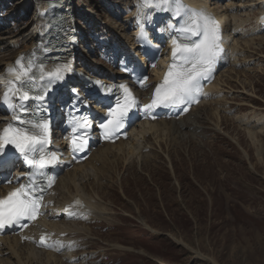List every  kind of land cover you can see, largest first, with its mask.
Wrapping results in <instances>:
<instances>
[{
	"label": "rangeland",
	"instance_id": "obj_1",
	"mask_svg": "<svg viewBox=\"0 0 264 264\" xmlns=\"http://www.w3.org/2000/svg\"><path fill=\"white\" fill-rule=\"evenodd\" d=\"M125 1L130 0H73L76 27L86 40L83 51L97 33L111 36L97 52L114 46L113 30L131 43L133 31L120 18ZM213 4L219 15L228 13L229 53L234 51L233 64L219 73V95L191 111L184 128L167 122L172 130L150 134L145 142L153 148L146 154L137 151L129 158L112 147L118 154L83 188L110 214L69 234L79 244L73 256L84 261L76 264H213L196 252L217 264H264V32L256 19L264 0ZM0 6L6 18L0 27L2 65L18 50L10 40L28 48L34 2L0 0ZM98 57L88 53L89 60L82 59L112 69ZM77 223L86 228L84 221ZM63 256L59 264H68Z\"/></svg>",
	"mask_w": 264,
	"mask_h": 264
},
{
	"label": "snow or ice",
	"instance_id": "obj_2",
	"mask_svg": "<svg viewBox=\"0 0 264 264\" xmlns=\"http://www.w3.org/2000/svg\"><path fill=\"white\" fill-rule=\"evenodd\" d=\"M144 4L158 11L171 12L177 18V24H169V27L179 34L172 38V63L163 81L155 87L151 104L144 107L150 110L159 105L165 107L184 105L182 110L186 111L188 105L198 102L200 82L209 77L223 51L220 45L219 26L214 18L202 10L188 8L182 0H144ZM70 70L71 67L67 64L46 70L43 63L34 66L30 60L20 57L9 67L8 75L0 77V84L4 87L3 102L13 107L14 120L24 125L17 127L10 123L0 129V154L4 153L5 146L11 145L37 172H42L46 167L56 163L57 157L46 151L49 143L47 120L44 118L25 120L21 114L29 111L26 102L44 101L50 90L49 85L54 81L63 80ZM96 84L105 92L113 91L111 86L101 85L98 81ZM116 89L123 90V103L117 102L114 108L109 109L107 121L100 125L106 138H111L114 132L124 127V119L136 104L127 85H118ZM13 99L18 101V105L13 106ZM78 123L84 128L90 126L86 121ZM73 145L74 151L83 150V141L78 144L74 139ZM50 183L51 181L49 186ZM36 190L35 182L30 181L29 184L10 192L6 199H0V228L11 226L21 219H36L42 199L33 197L32 193ZM38 190L43 192V188ZM40 242L44 244L45 238L41 237Z\"/></svg>",
	"mask_w": 264,
	"mask_h": 264
},
{
	"label": "bare ground",
	"instance_id": "obj_3",
	"mask_svg": "<svg viewBox=\"0 0 264 264\" xmlns=\"http://www.w3.org/2000/svg\"><path fill=\"white\" fill-rule=\"evenodd\" d=\"M35 1H36L35 5H38V2L40 0H35ZM187 1L192 3V5L193 4L199 5L200 3L202 5H207L209 0H197L195 2L193 0H187ZM137 7H138L139 11L137 12V14L135 16V19L138 22V25H142V24L145 25L146 23L148 24L151 22V27H153L155 22L158 21L159 18H156V17L153 18L152 17L153 14H152V11L150 9L144 10V9L140 8L139 6H137ZM57 8L60 11L59 17H61V18L62 17L65 18V16L67 15V11H70L74 14L73 0H58ZM196 10L200 11L199 9H196ZM127 12L128 11H126V13ZM130 12H131V10H130ZM42 13H43V11L34 8L33 17L38 16V18H37L36 22L33 24V28L38 27L39 31H38V33H34L33 35H31V37L29 39V46H31V48L36 47V46L44 48V42H42V40L44 39L43 31H44V29L47 30L48 27L46 26V23L42 22L41 19L39 18V16H41ZM131 13H133V12H131ZM262 13H264V11H262ZM219 16H221V18L223 20L222 21L223 25H225L224 26L225 32H224L223 42L224 43L226 42V44L229 46L228 48L230 50L231 47H230L229 37H231V36L228 34V32H229V26H228V20H227L228 13H223ZM93 19H95L94 20L95 26L98 27L100 24H98V22H96L97 19L94 18V16H93ZM104 23L108 24L107 22H104ZM167 23H168V21L165 20V22H164L165 27L161 26V27H163V29H165V33H169L171 31V29H169V27L167 26ZM258 24H259L258 31L264 32V23H262V24L258 23ZM146 28H147V26H146ZM160 29H162V28H160ZM145 31H146V34L149 36V38H151V40H154V42H155L157 37L161 39V35H160L161 33H159L157 30L156 31H150L148 29L147 30L145 29ZM111 34L114 35V38L117 39L119 41V43L120 42L122 43V35H120L117 31H114V30L111 32ZM141 36H142L141 34L139 36L137 35V37L135 38V41L139 43L141 40ZM9 42L14 43L15 45L18 44V41L10 40ZM155 45H157V42H155ZM162 46L163 47L168 46V42H167V44L163 43ZM165 49L167 51V47ZM141 50L142 49L139 48V46H136V45L131 44V43L129 46L128 45L126 46V49L125 48L122 49V47L119 48L118 44H117V48L113 49L112 59L114 60V59H116V57L121 56V62L122 63H127L129 66L134 67V66H136L137 62H139L138 59L141 56L140 55ZM229 50H228V52H229ZM11 51H13V50H11ZM94 51L95 50H93V52ZM84 54H86V53H84ZM103 54L104 53H102V55ZM84 57L88 58L87 55H85ZM11 59H7L5 62H3L2 65L0 63V72L4 70L6 63ZM146 59H147L146 57H143L142 62L146 63ZM225 59L226 58L224 55L221 59L222 63H226ZM166 61L167 60L164 59L161 62L165 63ZM86 62H82L78 66L79 70L85 71L90 66ZM100 63H102V62H100ZM225 66H226V64H225ZM110 70H106V69H104L102 67H98V66H97V68L93 69L95 75L96 74L101 75V78H103V79H105L106 77L107 78L109 77L110 80H114V79L115 80L116 79L121 80L122 78L127 77V74L123 70H119V69H110ZM154 74L156 75V79H157L162 75V70H160V68L157 67V69L154 70ZM215 80L216 81H214L213 83L208 85L204 90L205 96L206 95L208 96L207 99H215L217 97V94L219 95V93L217 92L218 90L216 89L218 86V84H217L218 77H216ZM148 92H149V90L141 93V99L145 103L148 102V96H149ZM211 95L214 96L215 98H210ZM203 99L201 100V104L203 102ZM205 103H203V104H205ZM201 104H200V106H201ZM194 109H196V108H194ZM194 109L192 111H194ZM0 115H2L1 117H4L3 113H0ZM1 119H6V118H0V120ZM183 119H181L179 121L167 120V119L158 120V121L157 120L147 121V123H142L138 127H136L133 131V135H131V137L128 140L119 141L115 144H106L102 147H99L96 151H94V153L92 154V156L88 160H86L84 163L79 164L78 166L74 167L72 170L68 171L67 174H65L64 176H62L60 178L57 187L60 186L61 188L60 189L56 188L57 190L54 189V194L49 196V199L51 201H53V204L51 205L52 206V214L53 215L54 214L55 215L63 214V212L61 211V207L63 206V204L71 201V199L76 197V196H80V197L85 199V201L88 203L89 207L92 210L91 215H82L81 216V218H83V220H84V223L82 224L83 227L84 226L86 227V225H87L86 222H88L89 220H93L94 218L98 219V220L108 219V217H109L108 215L110 214V212H108L107 209L104 208L103 202H99L97 197H95L93 194H90L89 192H86L83 189L84 183L89 179V177H91V175H93V173L96 174L95 171H101V167H99V166L104 165L103 164L104 162H106L108 159L113 157L112 153H114V154L117 153V152L116 153L114 152L115 150L112 147H115L116 149H118L117 151H121V153L128 154L129 158L134 156L137 151L144 152L146 154V153H148V149L153 148V147H151V145L149 146V145H147V142H145L147 140V137H149L150 134H152V133L157 134L158 132H161L164 128L169 129V131L172 130V129H170L171 127L166 126L167 122H171L172 125L175 123H178V124H180V126H182V128H184L185 123H184ZM2 124H4V123L0 121V125H2ZM164 131L165 130H163V133H164ZM248 133H249V135L254 136V134L251 131H248ZM141 156H142V154H141ZM128 157H126V158H128ZM128 161H130V160H128ZM110 167H112V165H110ZM97 173H99V172H97ZM96 175L94 177H96ZM2 194H3V192H2ZM49 217H52V215L47 216V219L42 220L40 223V225H44V226L48 227L45 234L55 232L58 235V237H60V235H63L64 233H68V234H71L72 232L79 233L80 230L82 231V230L88 229V227L81 229V226L76 221H74V222H72V221L67 222V221H61V220L56 221L54 219V217H53V219L49 220L48 219ZM147 226H148V228L151 229V227L149 225H147ZM40 232H43V231L40 229V226L37 225L32 230H30L28 233L31 235L32 234L35 235V234L40 233ZM69 240L70 239L64 238V241H63L64 243H66L65 247H66V249H68V251H70L72 249V244H71V246L67 245V242ZM177 241L182 242L179 240H177ZM52 244L54 246V244H55L54 240H53ZM111 247L121 248V247L117 246L116 244H112ZM36 253L38 254V256H36ZM42 253H43L42 250L36 249L29 242L20 243L19 237L6 236L4 238H0V264H43L42 262H40L41 259H43ZM68 254L71 255V253H68ZM45 255H46V257H45L46 260L43 259V260H45V264H59L60 260L62 259L60 255H57L54 253H47ZM64 255L66 256L67 252ZM196 255L200 258H203L207 261L212 262L213 264H217L213 258L206 256L200 252H196ZM71 258H72V256H67V260L71 259ZM81 263H84V261Z\"/></svg>",
	"mask_w": 264,
	"mask_h": 264
}]
</instances>
